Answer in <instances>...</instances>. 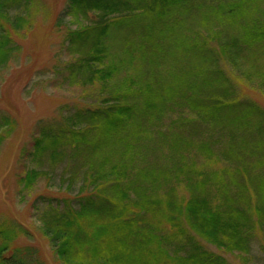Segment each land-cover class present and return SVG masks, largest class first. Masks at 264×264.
Masks as SVG:
<instances>
[{"label": "rangeland", "instance_id": "374dc122", "mask_svg": "<svg viewBox=\"0 0 264 264\" xmlns=\"http://www.w3.org/2000/svg\"><path fill=\"white\" fill-rule=\"evenodd\" d=\"M65 1H31L30 28L13 36L19 50L0 70V117L8 116L16 123L8 136L0 131L6 136L0 145V221L8 218L26 229L30 243L21 238L20 244L35 246L47 264L56 263L38 236L30 206L37 195L61 197L57 186L62 183L65 191L66 177L61 172L66 162L55 165L52 179L43 177L31 189H23L19 178L30 161L37 126L76 132L67 119L73 111L105 107V99L124 97L136 113H142L135 118L138 128L128 126L109 151L94 152L91 165L98 166L108 157L110 166L119 163L137 193L160 201L175 193L176 199L185 201L190 196V175L205 173L217 184L214 173L221 181L229 179L222 176L232 169L224 158L199 150L215 105L234 106L242 101L238 104L247 102L264 109V42L248 37L258 25L264 26V0H189L185 9H172L161 17L157 11L128 16V33L112 34L102 65L96 68L113 70L112 78L106 81L96 75L89 82L74 74L79 56L66 40L70 32L97 18L92 13L84 20L67 15ZM215 71L232 88L228 98L213 94L214 78L219 77ZM198 100H205V107L197 111L192 102L198 104ZM254 121L242 122L251 126ZM242 122L234 120L235 124ZM188 124L196 129L185 128ZM195 131H200L198 136ZM249 163L258 176L264 174V166L251 159ZM80 178L84 180L85 175ZM215 186L211 185L212 190ZM253 236L250 254L241 258L200 242L229 264H264V230L257 228Z\"/></svg>", "mask_w": 264, "mask_h": 264}, {"label": "trees", "instance_id": "16d2710c", "mask_svg": "<svg viewBox=\"0 0 264 264\" xmlns=\"http://www.w3.org/2000/svg\"><path fill=\"white\" fill-rule=\"evenodd\" d=\"M31 1L0 0V70L19 50L13 36L29 27L27 12ZM65 3L67 15L84 20L92 13L97 18L89 26L70 32L66 40L79 56L74 74H81L89 82L96 75L106 81L112 78L113 70L96 68L102 65L106 42L112 34L128 33V16L157 11L161 17L169 10L183 6L185 9L189 0H66ZM248 37L262 44L264 26L258 25ZM215 75L219 77L214 78L213 94L228 98L231 86L220 73ZM122 98L105 99V107L73 111L67 119L75 131L78 129L76 132L37 126L30 161L19 184L25 190L31 189L43 177L52 179L55 165L66 162L61 172L66 177L65 191L61 190L62 183L57 186L61 197L50 193L37 195L30 206L37 222L35 229L46 242L54 262L229 264L200 241L225 253L249 255L253 233L257 228L264 230V174L258 176L249 163L251 159L264 166V109L247 102L238 104L242 101L234 106L218 102L208 115L204 144L199 150L224 158L232 169L222 176L225 174L229 179L221 181L214 173L212 176L220 183L217 184L205 173L201 177L190 175L187 200L176 199L175 193H171L166 195L167 200L160 201L137 193L138 189L128 184L126 173H121L119 163L110 166L108 157L98 166L91 165L94 152L109 151V146L120 141L128 126L138 128L135 118L142 113H136ZM204 102L192 104L198 111L205 107ZM233 115L238 117L228 121ZM247 118L256 121L248 126L249 122H242ZM235 119L242 124H235ZM15 124L8 116L0 117V131L6 136ZM189 127L196 129L192 124L185 126ZM182 132L192 134L188 130ZM199 132L195 131L196 136ZM5 137L0 135V145ZM83 174L84 180L80 178ZM21 238L30 243L31 236L21 225L8 218L0 221V264H47L35 246L20 244Z\"/></svg>", "mask_w": 264, "mask_h": 264}]
</instances>
